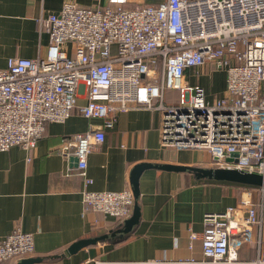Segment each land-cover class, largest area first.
<instances>
[{
  "label": "built area",
  "instance_id": "obj_1",
  "mask_svg": "<svg viewBox=\"0 0 264 264\" xmlns=\"http://www.w3.org/2000/svg\"><path fill=\"white\" fill-rule=\"evenodd\" d=\"M37 26L49 38L44 54L9 58L0 69V152L34 149L47 124L63 123L76 109L101 123L58 149L76 158L77 173L91 185L87 158L113 126L111 113L145 107L161 116L162 146L205 151L217 168L264 174V0H107L96 10L66 2ZM206 66L225 73L223 95L211 101L185 76ZM167 90L178 92L176 104L164 102ZM233 154L235 162H226ZM256 190L261 206L264 188ZM81 195L87 208L119 223L132 213L130 186ZM260 215L248 191L235 207L204 214L201 259L96 264H264ZM189 239L191 247L196 236ZM243 243L253 259H239ZM33 252L30 233L0 240V264Z\"/></svg>",
  "mask_w": 264,
  "mask_h": 264
},
{
  "label": "crops",
  "instance_id": "obj_2",
  "mask_svg": "<svg viewBox=\"0 0 264 264\" xmlns=\"http://www.w3.org/2000/svg\"><path fill=\"white\" fill-rule=\"evenodd\" d=\"M66 2L95 10L107 4V0H0V69L7 66L9 58L31 59L44 54L49 38L38 32L37 19L58 13ZM209 70V66L201 67L185 76L189 84L202 86L211 101L213 85L218 97L223 95L225 74L216 73L212 79L205 76ZM175 94L168 91L164 102L176 104L172 100ZM84 102L79 99L77 105ZM111 115L115 117L113 126L104 130L103 143L87 158L91 185L77 173L75 158L58 149L64 138L101 123L84 118L76 109L63 123L47 124L34 149L12 147L0 152V240L17 230L30 233L34 252L26 258L40 259L32 264L201 259L204 214L235 207L248 191L264 219V204L260 206L261 193L256 187L197 178L187 172L146 169L138 179L137 224L123 235L66 253L74 244L104 237L124 223L87 208L81 195L85 188L98 192L131 188L130 173L137 164L215 168L205 151L162 146L159 113L134 107ZM191 234L196 239L189 247ZM238 256L250 260L255 251L243 243Z\"/></svg>",
  "mask_w": 264,
  "mask_h": 264
},
{
  "label": "water",
  "instance_id": "obj_3",
  "mask_svg": "<svg viewBox=\"0 0 264 264\" xmlns=\"http://www.w3.org/2000/svg\"><path fill=\"white\" fill-rule=\"evenodd\" d=\"M233 154L229 157L226 162L232 163L235 162L233 159ZM75 162H77L75 158ZM146 169H156L166 172H187L193 173L197 178H205L211 181L218 182H229L235 183L239 185H244L248 187H256V188H264V174H260L257 172H249L245 170L238 169H229V168H201L195 166H180L173 164H137L133 167L130 173V184L131 190L134 195V204H133V213L130 218L126 219L122 226L118 228L116 231L99 238L85 239L70 247L66 253H71L81 247L87 246L89 244H95L100 241L107 240L109 238L115 237L117 235H123L126 232L130 231L133 228L138 220H139V191H138V179L142 172ZM61 255L57 257H61ZM40 261L39 258H26L22 259L17 264H32L34 262Z\"/></svg>",
  "mask_w": 264,
  "mask_h": 264
},
{
  "label": "rangeland",
  "instance_id": "obj_4",
  "mask_svg": "<svg viewBox=\"0 0 264 264\" xmlns=\"http://www.w3.org/2000/svg\"><path fill=\"white\" fill-rule=\"evenodd\" d=\"M211 72H213L214 75H212ZM221 72H222V73H221ZM216 73L218 74L217 76H221V77H223V73H224V71L216 72V71H212L211 68H210V70L208 71V73H207L205 76H207L208 78H211V76H212V79H213V76H215ZM224 74H225V73H224ZM218 95H219V93H218V91H217V88H216L215 85H213V88L210 90V93H209L210 99H214L215 97H218ZM210 165L213 166V167L215 166L214 163H211Z\"/></svg>",
  "mask_w": 264,
  "mask_h": 264
},
{
  "label": "trees",
  "instance_id": "obj_5",
  "mask_svg": "<svg viewBox=\"0 0 264 264\" xmlns=\"http://www.w3.org/2000/svg\"><path fill=\"white\" fill-rule=\"evenodd\" d=\"M129 7H133V6H132V5H129ZM168 91H172V90H167V91L165 92L164 95H166V93H167ZM172 92H176L175 97H173L172 100H174L175 102H177V101H178V98H179V94H178L177 91H172ZM164 101H165V100H164Z\"/></svg>",
  "mask_w": 264,
  "mask_h": 264
}]
</instances>
